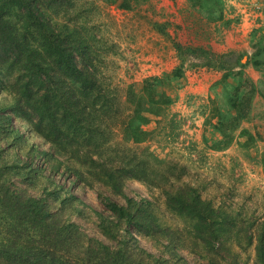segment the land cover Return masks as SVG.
Wrapping results in <instances>:
<instances>
[{
    "label": "trees",
    "instance_id": "16d2710c",
    "mask_svg": "<svg viewBox=\"0 0 264 264\" xmlns=\"http://www.w3.org/2000/svg\"><path fill=\"white\" fill-rule=\"evenodd\" d=\"M129 1L123 6L130 7ZM187 2L206 22H231L223 15L222 0ZM200 46L174 43L179 63L161 76L145 78L140 87L128 86L120 100L102 70L108 44L97 37L75 0H0V93L7 98L4 103L0 99V264H188L174 247L183 245L186 237L176 239L150 199L123 192L128 178L161 191L167 209L185 218L188 241L208 264H243L240 251L248 248L254 250L255 264H264V219L214 205L196 187L176 184L180 174L171 180L176 164L162 170L154 157L125 145L148 138L147 116L173 103L163 86L183 79L187 70L222 72L210 90L219 84L224 91L231 87L228 104L238 113H249L252 79L234 67L264 64V46L244 63L233 58V51L216 53ZM14 117L49 144L50 152L31 145L34 158L49 163L50 169L62 166L76 180L99 182L122 194L124 204L98 193L108 213L99 215L98 226L108 242L89 236L51 210L49 199L58 197L54 190L37 197L16 184L13 177H29L16 162L3 160L9 147L24 150L26 136L14 126ZM227 119L217 115L214 131L228 136ZM140 236L162 242L160 254L143 248Z\"/></svg>",
    "mask_w": 264,
    "mask_h": 264
},
{
    "label": "rangeland",
    "instance_id": "374dc122",
    "mask_svg": "<svg viewBox=\"0 0 264 264\" xmlns=\"http://www.w3.org/2000/svg\"><path fill=\"white\" fill-rule=\"evenodd\" d=\"M123 1L75 0L78 9L88 16L97 37L108 44L103 53L102 70L105 81L116 90L120 100L124 99L128 86L140 87L145 78L161 76L179 63L174 43L201 45L216 53L233 51V58L241 63L246 62L258 47L264 46V0H222L223 15L231 19L228 25L219 21L206 22L187 0H130V7L123 6ZM225 40L233 48L217 50ZM192 61L199 62L193 57ZM249 65L259 78L254 81L250 77L254 92L246 104L250 109L247 115L236 112L228 104L231 87L224 91L219 84L212 91L211 83L204 92L194 94L185 86L187 79H175L171 85L163 86L173 103L158 115L147 114L149 121L144 127L150 132L148 138L140 144L128 141L125 145L137 154L143 151L150 158L154 157L162 170L176 164L171 180L180 174L176 184L196 187L201 196L214 205L263 220L264 64L258 68L251 63L244 69L234 68L245 72ZM0 99L7 102L3 93H0ZM5 112L9 113L8 109ZM219 114L228 118L224 124L228 136L213 129ZM13 122L26 136L24 150L19 152L9 147V155L3 160L16 162L17 169L29 177V180L13 177L16 184L37 197L44 196L46 190H54L58 197L49 199L51 210H58L62 219L78 224L89 236L108 242L98 226L99 215L108 214L98 193L101 190L124 204L122 194L113 193L99 182L89 185L86 181L76 180L62 166L50 169L49 163L46 165L40 158H34V150L30 148L34 145L35 150L50 152L49 144L30 132L21 119L14 117ZM62 158L59 156L60 160ZM23 164L26 167H22ZM178 166L183 169L179 171ZM122 189L129 196L150 199L161 223L176 234V239L186 237L183 245L175 243L174 247L188 264H208L207 258L199 256L188 241L185 218L167 209L159 189H150L146 183L134 178L125 179ZM61 198H67L65 204L59 203ZM137 240L148 252L160 254L162 242L141 236ZM240 257L243 264L256 263L253 248L240 251Z\"/></svg>",
    "mask_w": 264,
    "mask_h": 264
},
{
    "label": "crops",
    "instance_id": "0c3cea01",
    "mask_svg": "<svg viewBox=\"0 0 264 264\" xmlns=\"http://www.w3.org/2000/svg\"><path fill=\"white\" fill-rule=\"evenodd\" d=\"M221 48H233V47L228 40H225V44L223 46H219L217 50H220ZM245 72L254 81H256L259 78V75L253 70L251 65L245 68ZM221 74L222 72L220 71L202 67L197 70L193 69L192 72H190V70H187L185 72V76L183 77V80L186 79L188 80V85L185 86L187 87L188 91H191L195 94V93H199V91L204 92V88L207 89V87L211 83H214L217 80V78L221 76Z\"/></svg>",
    "mask_w": 264,
    "mask_h": 264
}]
</instances>
